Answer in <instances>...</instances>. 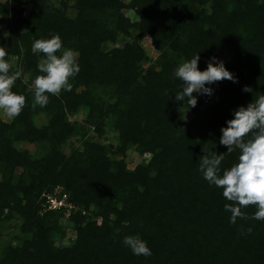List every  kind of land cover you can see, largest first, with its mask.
I'll return each mask as SVG.
<instances>
[{
	"label": "trees",
	"instance_id": "1",
	"mask_svg": "<svg viewBox=\"0 0 264 264\" xmlns=\"http://www.w3.org/2000/svg\"><path fill=\"white\" fill-rule=\"evenodd\" d=\"M56 34L78 53L80 71L71 91L33 108L28 88L43 54L32 44ZM0 46L22 70L13 91L26 97L20 115L0 119V264H264V221L231 224L223 189L199 170L203 152L225 153L221 174L238 163L240 150L219 143L221 128L264 95V0H0ZM196 54L201 71L226 58L238 82L206 85L213 94L194 93L189 108L175 100L183 83L174 72ZM90 128L100 137L108 129L117 144L75 146ZM130 149L149 157L130 169ZM60 187L75 208L66 225L65 209L40 213V198ZM12 222L20 234L6 242ZM128 235L152 255H134Z\"/></svg>",
	"mask_w": 264,
	"mask_h": 264
},
{
	"label": "clouds",
	"instance_id": "2",
	"mask_svg": "<svg viewBox=\"0 0 264 264\" xmlns=\"http://www.w3.org/2000/svg\"><path fill=\"white\" fill-rule=\"evenodd\" d=\"M32 51L35 54L42 53L43 58L37 65L41 75L36 76L28 91L34 92L32 107L38 105L43 108L49 103L50 95L58 96L62 90H72L70 80L80 71L78 53L64 49L58 34L48 39L35 40ZM58 52L61 54L57 55ZM7 56L6 47L0 46V110L14 118L25 107L26 97L13 91L15 82L22 76V70H13ZM199 60L200 56L196 54L182 62L174 72V76L183 83L182 90L175 94V100L185 101L189 108H194L198 102L194 93L208 96L213 94V89L206 85L225 79L238 82L226 69L224 62L216 57L209 60L203 71L198 68ZM243 91L251 92L252 89L245 86ZM226 123L227 127L221 128L219 143L227 147L228 153L237 148L240 150L238 163L223 170L221 174L220 165L225 159V153L203 152L199 158V170L210 185L223 189V197L230 201L224 205V210L231 213V224H236L238 219L264 221V95L253 100L247 107L240 106L234 111V118ZM252 205L256 206L257 211L249 217L242 209ZM252 231L251 227L246 230L247 234ZM241 232L244 234L243 228ZM123 244L136 256L152 255L147 242L139 235L125 236Z\"/></svg>",
	"mask_w": 264,
	"mask_h": 264
},
{
	"label": "rangeland",
	"instance_id": "3",
	"mask_svg": "<svg viewBox=\"0 0 264 264\" xmlns=\"http://www.w3.org/2000/svg\"><path fill=\"white\" fill-rule=\"evenodd\" d=\"M129 1V0H127ZM127 13V16L132 18L133 20H137L138 19V16L135 15L132 11L130 12H126ZM130 40V39H129ZM144 47L147 49L148 53H149V56L150 57H155L157 55L156 53V50L154 49V47L151 45L150 41L149 40H146L145 43H144ZM221 61H226V58H222ZM13 117H9L8 115H6L3 110H0V119L5 121V122H11ZM75 119H77L79 121V123L81 124V122L85 119L84 115L81 114L79 116H76ZM37 123L40 125V124H43L44 123V117H41L37 120ZM86 133V136L82 137V135H76L74 138H72V143L75 145V146H81V143L83 140H87L88 138L90 139H93V141H96V142H99V143H104V144H107V145H110V144H114L116 145L117 144V140H116V137H115V134L112 133L111 131H109L107 129L106 133L100 137L96 132L95 130L92 128H90V130H87L85 131ZM25 145V144H24ZM23 144L20 145V147L22 148H27L29 149V151L31 153L35 152V146L33 145H25L24 146ZM147 157L149 156H140L134 149H130L127 154H126V157H125V162L127 163L128 167L130 169L134 168L135 166H137L138 164L142 163L143 162V159H147ZM63 188H59L58 189V192L57 195L59 194H63L62 192ZM68 196V195H67ZM46 198V195H43L41 198H40V205H41V200L45 199ZM45 202V201H44ZM42 203V210L40 211L41 214H45L46 212L48 211H52V210H49L45 205V203ZM75 208H70L69 210H65L63 212V216H62V219H61V222L63 224H68L69 223V220H70V215L72 213V211L74 210ZM55 211V210H53ZM86 212L83 213V215H85ZM18 223H14L12 222L10 225H8V229L5 231V234H4V237H3V240L8 242L10 240H14L13 238L16 237L17 235L20 234V231L18 229ZM75 238V232L69 230L67 232V236L65 237L64 239V242L69 244L71 243Z\"/></svg>",
	"mask_w": 264,
	"mask_h": 264
},
{
	"label": "built area",
	"instance_id": "4",
	"mask_svg": "<svg viewBox=\"0 0 264 264\" xmlns=\"http://www.w3.org/2000/svg\"><path fill=\"white\" fill-rule=\"evenodd\" d=\"M58 189L59 188H57L54 193L46 195L45 206L52 211L61 209L69 210L70 208H73L74 206L68 202L67 194L63 193L57 195L56 192H58Z\"/></svg>",
	"mask_w": 264,
	"mask_h": 264
}]
</instances>
